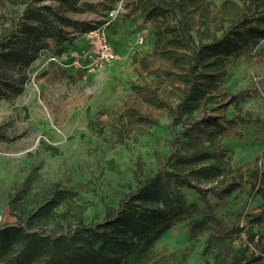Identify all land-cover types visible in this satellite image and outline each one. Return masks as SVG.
<instances>
[{"label":"rangeland","instance_id":"374dc122","mask_svg":"<svg viewBox=\"0 0 264 264\" xmlns=\"http://www.w3.org/2000/svg\"><path fill=\"white\" fill-rule=\"evenodd\" d=\"M222 1H187L185 14L195 40L202 28L207 29L205 34H219L235 16L237 8L231 3L222 7ZM237 1L242 12L246 3ZM134 3L77 0L70 7L58 0H0V39L5 42L0 44V227L24 220L54 196L60 199L53 210L56 215L37 223V231L51 233L59 226L64 230L80 217L84 223L100 221L105 206H115L136 186L138 177L155 170L158 155L167 152L168 124L173 123L168 107L181 100L185 85L177 73L187 65L188 51L164 39L157 41L155 24L144 18L146 9H134ZM43 4L70 18L62 21L48 14L52 26L68 37V47L83 45L84 24L109 19L106 33L116 58L96 73L59 64L49 59L55 47L43 33L50 45L39 49L29 64L15 60V55L5 59L7 48L14 53L26 48L30 54L25 28L31 24L38 31L45 29L22 11ZM175 21L166 12L160 27ZM259 42L264 45V40ZM183 54V62L173 58ZM10 84L21 90L14 92ZM243 88L253 95L236 106L230 103L231 94ZM208 116L239 119L242 137H225L221 144L250 178L249 168L264 164V60L251 52L230 56L218 85L186 121ZM180 124H173L174 130ZM23 187L25 200L19 198L12 209L9 200ZM240 201L244 202L240 223L249 226L251 214L264 212V195L252 193L245 182ZM253 229L264 233L262 226ZM192 242L187 228L178 224L157 241L156 255L177 264L186 254L184 264H205L204 237Z\"/></svg>","mask_w":264,"mask_h":264},{"label":"trees","instance_id":"16d2710c","mask_svg":"<svg viewBox=\"0 0 264 264\" xmlns=\"http://www.w3.org/2000/svg\"><path fill=\"white\" fill-rule=\"evenodd\" d=\"M58 1L73 7L77 0ZM187 1L194 4L197 0L134 3V9H146L144 18L155 24L157 41L164 39L167 44L188 51L187 56H173L181 62L186 56L187 65L182 64L177 73L185 88L181 100L168 107L173 122L168 124L171 138L167 152L158 155L155 170L138 177L136 186L115 206L106 205L100 221L84 223L80 217L77 224H69L64 230L59 226L51 233L37 231V223L56 215L53 210L60 199L54 196L39 204L24 220L0 227V264H170L156 255V243L178 224L187 228L192 244L204 237L205 264H264V233L253 229L254 225L264 228V212L251 214L249 226L240 223L244 215V202L240 201L244 183L250 184L252 193L264 195V164L249 168L247 178L243 164L233 163L222 146L225 137H242L237 117L208 116L186 121L218 85L230 56L251 52L264 60V45L259 42L264 40V0H243L246 5L242 12L241 1H222V7L231 3L237 8L235 16L222 26L219 34H205L207 29L202 28L196 40L185 14ZM166 12L172 13L176 21L160 27ZM48 14L62 21L70 20L46 4L24 7L22 15L41 22L45 32L28 25L25 29L30 54L26 48L17 53L7 48L3 57L15 55V60L29 64L36 59L39 49L50 45L43 33L52 38L54 54L66 50L70 45L68 37L61 28L52 26ZM16 23L18 19L12 29ZM95 25L84 24L83 32ZM0 44L5 42L0 39ZM10 85L14 92L21 90ZM252 95L249 88H243L232 93L229 102L236 106ZM179 121L180 127L174 130L173 124ZM26 190L23 187L9 200L12 209L18 206L19 198L25 200ZM25 203L20 205L25 207ZM178 258L176 263L184 264L186 254Z\"/></svg>","mask_w":264,"mask_h":264},{"label":"built area","instance_id":"2783aa9c","mask_svg":"<svg viewBox=\"0 0 264 264\" xmlns=\"http://www.w3.org/2000/svg\"><path fill=\"white\" fill-rule=\"evenodd\" d=\"M109 15L114 16V12H110ZM108 22L109 19H106L86 30L83 34V45L68 47L60 54L51 55L49 59L59 64L81 68L88 73H96L103 65L113 61L117 56L113 44L107 37Z\"/></svg>","mask_w":264,"mask_h":264}]
</instances>
